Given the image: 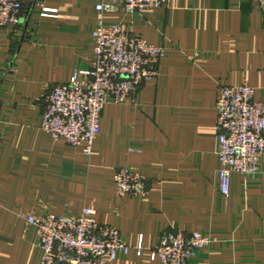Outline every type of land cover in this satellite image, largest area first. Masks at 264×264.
Returning a JSON list of instances; mask_svg holds the SVG:
<instances>
[{"label":"crops","instance_id":"crops-1","mask_svg":"<svg viewBox=\"0 0 264 264\" xmlns=\"http://www.w3.org/2000/svg\"><path fill=\"white\" fill-rule=\"evenodd\" d=\"M99 0H23L20 23L0 27V264H39L28 215L92 217L130 247L111 264H161L149 249L169 229L209 236L188 264H264V161L219 190L217 99L248 85L264 101V14L258 0H168L140 13L99 12ZM120 23L164 49L156 77L133 101L108 102L86 156L41 128L45 95L95 59L98 23ZM128 167L148 196H120ZM142 238L143 249L136 254Z\"/></svg>","mask_w":264,"mask_h":264},{"label":"built area","instance_id":"built-area-1","mask_svg":"<svg viewBox=\"0 0 264 264\" xmlns=\"http://www.w3.org/2000/svg\"><path fill=\"white\" fill-rule=\"evenodd\" d=\"M167 1L99 0L96 10L122 8L128 14L140 13ZM258 4L264 14V0ZM22 8L23 0H0V27L17 26ZM93 40V65L76 71L65 83L53 85L45 95L41 114L43 131L86 156L92 154L105 104L133 101L141 83L157 76L164 55L163 47L133 35L120 23H98ZM217 111L219 190L228 196L233 173L253 175L264 161V101H256L248 85L223 86L218 92ZM113 181L120 196H148L147 179L135 169H116ZM26 224L38 233L39 264H111L119 253L130 251L119 230L96 221L88 207L73 217L28 215ZM212 242L198 232L169 229L149 249L150 258L161 264H188L199 249ZM142 249L139 237L136 254Z\"/></svg>","mask_w":264,"mask_h":264}]
</instances>
